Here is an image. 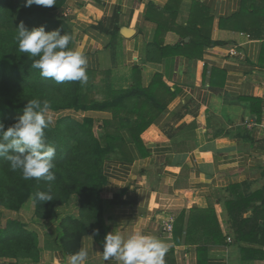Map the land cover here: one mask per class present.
Segmentation results:
<instances>
[{"label": "crops", "instance_id": "0c3cea01", "mask_svg": "<svg viewBox=\"0 0 264 264\" xmlns=\"http://www.w3.org/2000/svg\"><path fill=\"white\" fill-rule=\"evenodd\" d=\"M263 7L264 0H65L59 15L72 29L71 48L89 61L87 98L105 102L131 93L116 114L68 110L92 117L97 127L128 125L102 164L103 230L81 235L71 253L50 233L33 264H67L85 246L92 250L87 264H121L101 254L112 231L155 235L169 246L165 264H264V247L255 244L249 247L261 253L242 259L228 214L229 202L253 197L251 212L264 198L258 194L264 190ZM246 120L255 126L247 128ZM202 209L214 210L225 235L204 252L186 241L187 221ZM182 212L183 232L162 233L163 219ZM263 217L262 207L258 222Z\"/></svg>", "mask_w": 264, "mask_h": 264}, {"label": "trees", "instance_id": "16d2710c", "mask_svg": "<svg viewBox=\"0 0 264 264\" xmlns=\"http://www.w3.org/2000/svg\"><path fill=\"white\" fill-rule=\"evenodd\" d=\"M64 5L65 0H56L52 7L35 4L25 7L24 3L17 0H0V123L4 124L5 130L23 114L27 101L31 99L47 100L50 109L56 111L61 109L88 111L109 108L116 114V109L122 107L125 98L131 95L129 92L122 91L111 101H90L87 94L83 92L80 82L57 83L52 79L43 78L39 70L31 66L35 58L19 51L16 35L21 23L29 30L42 25L46 32L60 30L61 34H69L72 37L69 44L71 48L72 29L69 23L59 15ZM53 89L64 90L66 95L64 103L57 104L48 97ZM94 125L95 120L92 117L84 116L77 119L67 116L45 130L46 144L56 148L54 164L65 165L73 161L75 159L71 152L73 140L81 144L83 151L80 154H85L93 160V163H88L84 167L74 166V170L83 177L73 176L71 181L61 180L57 183L54 181L51 182L52 185H44L42 179L24 180L19 170L12 171L9 162L0 157V202L3 201L4 206L9 210L16 209L15 202L12 200L16 194H22L19 198V202L22 203L26 197L37 191L49 192L52 196L51 201L37 200L35 214L42 218L48 215V211L54 215L55 205L64 202L72 193L78 194L84 200L87 197L98 199L99 207H94L95 211L89 209L92 203L86 200V203L79 209V217H67L60 222L63 230L57 232L55 241L64 253H71L75 250L77 240L81 235L94 233V230H96L95 233L101 232L104 228L102 211L104 201L98 195L99 191L102 192L106 182L102 164L108 154L122 143L118 130L128 124L116 125L112 121H104V127L98 126L102 130L99 137L93 133ZM128 129L131 131V128ZM97 164L100 170L95 167L89 169L91 166H98ZM54 184H58V187L53 186ZM258 194L264 197V190L258 191ZM260 200L262 203L255 204L251 212L248 211V207L251 206L249 202H253V197H241L238 201L228 203L231 227L235 239L241 244L240 251L243 260L256 258L261 253L259 249L251 248L249 245L264 247V217L261 222H258L260 209L264 208V198ZM213 211L202 209L199 217L195 218L192 214L187 221L186 241L198 244V250L202 252L206 250L207 244L222 243L225 239L220 226L215 222ZM183 216L182 212L175 220L173 230L176 237L183 232ZM194 229L200 230L201 235L195 236ZM35 233V230L27 228L17 219L7 218L5 223L0 221V264H5V260H13L10 264L38 262L40 247Z\"/></svg>", "mask_w": 264, "mask_h": 264}, {"label": "clouds", "instance_id": "9594fccd", "mask_svg": "<svg viewBox=\"0 0 264 264\" xmlns=\"http://www.w3.org/2000/svg\"><path fill=\"white\" fill-rule=\"evenodd\" d=\"M56 0H24V6L52 7ZM16 40L21 53L35 58L32 68L39 70L43 78L57 83L88 80V57L81 49L70 48L72 37L60 30L45 31L44 26L27 29L23 23L17 28ZM50 104L47 100H28L23 114L7 127L0 123V157L5 158L12 171L19 170L24 180L56 179L53 160L56 148L45 142V130L53 124ZM33 200L51 201L52 196L38 191ZM94 230V234H95ZM91 240V237H88ZM169 246L153 234L136 231L126 237L119 232L104 237L102 256L104 261L117 259L121 264H165ZM91 248L81 247L67 258V264H87Z\"/></svg>", "mask_w": 264, "mask_h": 264}, {"label": "rangeland", "instance_id": "374dc122", "mask_svg": "<svg viewBox=\"0 0 264 264\" xmlns=\"http://www.w3.org/2000/svg\"><path fill=\"white\" fill-rule=\"evenodd\" d=\"M17 1L24 3V0H17ZM48 97L54 100L55 103L62 104V102L64 103L65 101L66 95L64 94V90L62 89H57V90L53 89V91L50 93V96ZM73 113H75L73 110H68V109H61L59 111L50 109L49 114L51 115L53 119V124H54L56 123V121H58L59 119H63L64 117H67V116L74 117L72 115ZM74 118H77V117H74ZM77 119H81L80 116ZM92 130L96 137L100 136L101 131L98 130L96 124L92 127ZM81 151H83V148H81V144L78 143V141L73 140V144L71 146V152H72V157L75 159L73 161H70L69 163L68 162L65 163V165H59V163L54 164L55 167L53 168V172L55 173V176H56V180H55L56 183L61 180L71 181L73 179V176L83 177V175H81L78 171L76 172L74 170V166L79 165V166L84 167L88 163L89 164L93 163V160L90 159L89 157H86L85 154H80ZM80 155H84L86 158ZM97 165L98 166H91L89 169H92L94 167L99 169V164ZM68 171L71 173H69ZM43 184L52 185L51 182H46V181H44ZM53 186L58 187V184H54ZM34 194L35 193L30 194L28 197H26V199L22 203L19 202V198L22 194H16L13 199L11 198L15 202L14 204L16 207L15 210L7 209L4 206V202L3 201L0 202V221L2 223H5V220L7 218H14V219L21 221L22 223H24V225H26L27 228L36 231L35 235L38 241V245L44 243L45 240L48 238L50 239L53 238L52 236H50V233L61 232L63 230V227L60 225V222L64 218L79 217V209L83 204L86 203V200H89V202H91L93 205V206L92 205L89 206V209L91 208L95 211L94 207L96 208L99 207L97 198L87 197L84 200L78 194L72 193L68 196V198L64 202L58 203L55 205L56 213L54 215H52L50 211H48L47 212L48 215L45 216V218H42L35 214L38 201L33 200L32 197ZM98 195L99 197H102V192L99 191ZM100 209H101V206H100ZM102 211L104 214L103 206H102ZM11 261L13 260H5L4 263L10 264Z\"/></svg>", "mask_w": 264, "mask_h": 264}, {"label": "built area", "instance_id": "2783aa9c", "mask_svg": "<svg viewBox=\"0 0 264 264\" xmlns=\"http://www.w3.org/2000/svg\"><path fill=\"white\" fill-rule=\"evenodd\" d=\"M230 56H234L237 54L236 49L232 48L228 51ZM244 125L247 128H251L255 126V122L253 120H246ZM264 130V120L258 124ZM175 217L173 215L167 216L163 219L161 224V231L164 234L171 235L174 229Z\"/></svg>", "mask_w": 264, "mask_h": 264}, {"label": "water", "instance_id": "95a60500", "mask_svg": "<svg viewBox=\"0 0 264 264\" xmlns=\"http://www.w3.org/2000/svg\"><path fill=\"white\" fill-rule=\"evenodd\" d=\"M120 31L124 36H128V34L131 32V30L126 27H122Z\"/></svg>", "mask_w": 264, "mask_h": 264}]
</instances>
